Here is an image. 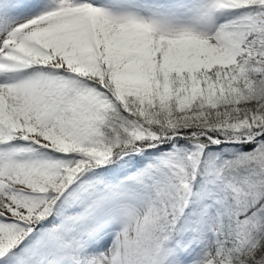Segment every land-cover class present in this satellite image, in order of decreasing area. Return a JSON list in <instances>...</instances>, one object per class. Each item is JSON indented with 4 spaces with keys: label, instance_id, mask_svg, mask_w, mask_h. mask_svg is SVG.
I'll list each match as a JSON object with an SVG mask.
<instances>
[{
    "label": "snow or ice",
    "instance_id": "6c2138e0",
    "mask_svg": "<svg viewBox=\"0 0 264 264\" xmlns=\"http://www.w3.org/2000/svg\"><path fill=\"white\" fill-rule=\"evenodd\" d=\"M0 264H264V0H0Z\"/></svg>",
    "mask_w": 264,
    "mask_h": 264
}]
</instances>
